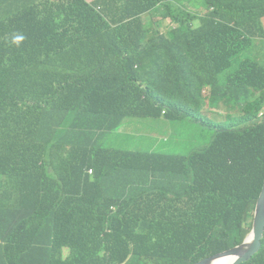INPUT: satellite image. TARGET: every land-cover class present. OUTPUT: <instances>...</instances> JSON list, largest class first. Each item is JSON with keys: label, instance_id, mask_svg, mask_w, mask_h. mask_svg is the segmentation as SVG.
Wrapping results in <instances>:
<instances>
[{"label": "trees", "instance_id": "16d2710c", "mask_svg": "<svg viewBox=\"0 0 264 264\" xmlns=\"http://www.w3.org/2000/svg\"><path fill=\"white\" fill-rule=\"evenodd\" d=\"M153 11L170 29L148 40ZM262 17L264 0H0V264H195L242 244L264 185ZM163 111L213 139L100 143ZM220 173L243 182L198 215ZM230 223L242 240L203 249Z\"/></svg>", "mask_w": 264, "mask_h": 264}, {"label": "rangeland", "instance_id": "374dc122", "mask_svg": "<svg viewBox=\"0 0 264 264\" xmlns=\"http://www.w3.org/2000/svg\"><path fill=\"white\" fill-rule=\"evenodd\" d=\"M141 19L144 30L149 32L146 34V38L148 40L157 39L170 29V20H150L149 16H142ZM261 20L264 29V17H262ZM262 60L264 62V59ZM141 84L143 85V83ZM209 90L210 88H207L206 91ZM29 103L33 104V101H29ZM175 122L177 123H172L167 120L165 115H162L159 118L127 119L124 121L119 130L102 136L100 138V143H102L103 146L112 149L125 148L144 151L178 150L179 152H187L193 146H204L211 139H213L215 135L214 130L208 127H200L191 122H185L186 126L184 124L181 126V123H178L177 120H175ZM187 135L195 137L196 139L193 140L189 138V141H186L184 144H180L179 142L184 137H187ZM239 182H243L240 176H232L224 173H220L216 179L211 180L208 184L207 193L200 197L197 201L198 215L203 211L202 200L209 201L220 195L229 200L234 186ZM184 207L189 209L192 208L193 205L187 202ZM237 207L238 206L233 205L229 208V210L230 212L234 211V214L240 218L241 214L238 213ZM244 236V228H242L239 232H236L234 224H223L222 228L219 230L214 228L211 229L204 243L203 249L209 250L217 247L221 245L222 240H231L233 237H237L238 240H242ZM69 250L70 247L65 248L66 255ZM220 262L221 260H219V263ZM147 264L151 263L148 262Z\"/></svg>", "mask_w": 264, "mask_h": 264}, {"label": "water", "instance_id": "95a60500", "mask_svg": "<svg viewBox=\"0 0 264 264\" xmlns=\"http://www.w3.org/2000/svg\"><path fill=\"white\" fill-rule=\"evenodd\" d=\"M264 238V185L257 201L255 209L254 230L250 241L240 247L232 249L225 253H220L212 257L203 259L195 264H219V260L225 258L231 259V264H244L262 249V240ZM216 260V261H215Z\"/></svg>", "mask_w": 264, "mask_h": 264}, {"label": "clouds", "instance_id": "9594fccd", "mask_svg": "<svg viewBox=\"0 0 264 264\" xmlns=\"http://www.w3.org/2000/svg\"><path fill=\"white\" fill-rule=\"evenodd\" d=\"M153 13L160 19V20H163V21H166V20H170V18H165V17H163L162 15H160V14H156V12L155 11H153ZM202 15V14H201ZM195 22H196V24H199L200 23V20L199 19H196L195 20ZM24 39H25V37H24V35L23 34H13V36H12V38H11V43L12 44H14V45H16L17 47H19L20 46V44L24 41ZM166 114V111H163L162 112V115H165ZM89 173L90 174H92V170H90L89 171ZM257 205V204H256ZM256 209V208H255ZM254 219H255V213H254ZM253 230H254V223H253V227L251 228V230H250V232H249V237L247 238V239H245L244 241H243V243L242 244H240V245H238V246H236V247H234V248H232V249H235V248H237V247H240L241 245H243L244 243H246V242H248V241H250L251 240V238H252V234H253ZM263 244V243H262ZM263 246V245H262ZM232 249H230V250H232ZM230 250H228V251H230ZM65 251V250H64ZM228 251H225V252H228ZM261 251V250H260ZM66 252V251H65ZM68 253L67 254H69V251H67ZM225 252H223V253H225ZM257 255V254H256ZM255 255V256H256ZM212 257V256H211ZM254 258V257H253ZM252 258V259H253ZM229 259V258H228ZM225 260V259H224ZM250 262V261H249ZM248 263V262H247Z\"/></svg>", "mask_w": 264, "mask_h": 264}, {"label": "bare ground", "instance_id": "6f19581e", "mask_svg": "<svg viewBox=\"0 0 264 264\" xmlns=\"http://www.w3.org/2000/svg\"><path fill=\"white\" fill-rule=\"evenodd\" d=\"M230 262H231V259H225V260H222L219 264H231Z\"/></svg>", "mask_w": 264, "mask_h": 264}, {"label": "crops", "instance_id": "0c3cea01", "mask_svg": "<svg viewBox=\"0 0 264 264\" xmlns=\"http://www.w3.org/2000/svg\"><path fill=\"white\" fill-rule=\"evenodd\" d=\"M255 213V211H254ZM253 223H254V214H253V218L251 219V224H252V227H253ZM249 237V234L247 235V237L245 239H247ZM228 251V250H227ZM223 253V252H222ZM220 254V253H219ZM2 258V257H1Z\"/></svg>", "mask_w": 264, "mask_h": 264}]
</instances>
